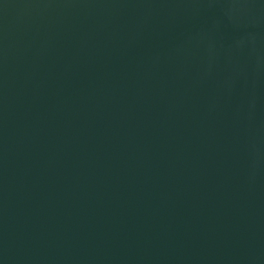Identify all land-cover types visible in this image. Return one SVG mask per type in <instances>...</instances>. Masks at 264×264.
Here are the masks:
<instances>
[{
  "label": "water",
  "instance_id": "water-1",
  "mask_svg": "<svg viewBox=\"0 0 264 264\" xmlns=\"http://www.w3.org/2000/svg\"><path fill=\"white\" fill-rule=\"evenodd\" d=\"M0 264H264V0H0Z\"/></svg>",
  "mask_w": 264,
  "mask_h": 264
}]
</instances>
